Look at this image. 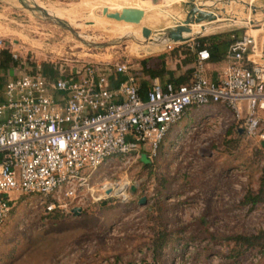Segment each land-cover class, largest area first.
Returning <instances> with one entry per match:
<instances>
[{"label": "rangeland", "instance_id": "374dc122", "mask_svg": "<svg viewBox=\"0 0 264 264\" xmlns=\"http://www.w3.org/2000/svg\"><path fill=\"white\" fill-rule=\"evenodd\" d=\"M104 1L118 0H38L36 5L49 15L44 16L23 9L16 0H0L2 48L16 44L13 53L27 71L32 65L51 64L65 74L78 72L86 63L98 67L120 62L134 71L145 58L162 56L168 67L176 64L171 51L185 43L166 48L162 34L173 29L174 19L190 18L193 8L210 14L197 13L191 16L197 21L180 24L189 33L205 28L188 37L192 43L199 37L238 36L247 28H264V0H182L174 5L143 0L154 7L156 26L147 25L154 16L146 13L137 25L107 19L105 15L117 10L103 13ZM25 3L34 8L32 0ZM234 17L247 23L227 24ZM53 18L63 25L54 24ZM140 27L152 31L149 42L141 38ZM213 119L205 118L204 134L181 141L164 165L158 164V153L146 162L142 152L127 163L113 157L92 170V192L79 190L73 202L80 208L78 215L47 214V197L10 192L9 212L0 225V264H154L149 248L156 214L162 215L171 234L158 264H216V259L231 263L235 245L227 237L264 232V203L240 205L245 192L258 186L264 148L257 139L237 136L227 118ZM116 182L109 189L120 196L128 183L124 199L94 200L102 184ZM140 198L144 204H138Z\"/></svg>", "mask_w": 264, "mask_h": 264}, {"label": "built area", "instance_id": "2783aa9c", "mask_svg": "<svg viewBox=\"0 0 264 264\" xmlns=\"http://www.w3.org/2000/svg\"><path fill=\"white\" fill-rule=\"evenodd\" d=\"M255 30L230 36L216 80L203 76L209 56L202 48L195 52L188 83L153 79L144 99L126 62L109 64L110 75L108 64L86 63L50 81L30 74L11 52L15 77L5 83L0 102V225L10 192L47 197L46 213H70L79 190L92 192V170L113 157L127 163L139 149L153 160L169 127L192 107L221 104L245 138L263 139L264 53L251 34ZM174 44L180 43L164 47ZM116 184H102L94 200L124 199L128 183L123 196L110 192L109 185Z\"/></svg>", "mask_w": 264, "mask_h": 264}, {"label": "trees", "instance_id": "16d2710c", "mask_svg": "<svg viewBox=\"0 0 264 264\" xmlns=\"http://www.w3.org/2000/svg\"><path fill=\"white\" fill-rule=\"evenodd\" d=\"M230 35L217 34L206 37H199L194 39L196 47L193 51L199 49H206L209 56V61L216 62L220 59V50L226 48L230 41ZM182 50V51H181ZM174 55L176 64L173 66L174 70H170L165 62V58L157 56L155 58H145L137 61V69L129 73L136 79L137 91L140 98L144 99L146 90L148 89L149 82L157 79L160 83H171L173 86L188 83L191 76V67L189 66L194 61L193 55L188 46L180 45L171 51ZM16 65V62L11 59L9 50L7 48L0 50V90L4 87L7 80H5L6 72ZM183 71H182V70ZM177 76H174L176 71H179ZM30 74L39 73L46 80L54 81L62 77L55 68V66L41 65L38 68L35 65L29 68ZM64 77V76H63ZM2 98L0 95V102ZM263 148V147H262ZM156 159V158H155ZM264 203V165L262 167L258 188L255 191H247L242 196L240 205H249L253 207L257 204ZM57 211V210H55ZM48 212L47 214L54 213ZM159 213V210L157 211ZM161 214H156L155 219H151L153 226L151 228L150 252L152 263L158 264L162 258V252L166 247L171 234L165 230V225L162 223ZM174 239V238H173ZM211 240L214 239L211 237ZM225 240V239H224ZM226 240L232 241L235 245L231 254L234 256H241L246 250L256 249L261 255L264 256V232L257 231L248 235H235L227 237Z\"/></svg>", "mask_w": 264, "mask_h": 264}, {"label": "crops", "instance_id": "0c3cea01", "mask_svg": "<svg viewBox=\"0 0 264 264\" xmlns=\"http://www.w3.org/2000/svg\"><path fill=\"white\" fill-rule=\"evenodd\" d=\"M17 3L20 5V7H22L23 9H26L28 11H33L30 10V6L26 7L28 4H26V0H23L24 5H22L18 0H16ZM33 4L36 8L40 9V14L42 15H48V13L45 12V10L43 8H41L40 6L36 5L38 0H32ZM165 3H169L170 5H174L176 3H179L182 0H162ZM105 2V1H104ZM114 3H110V2H105L106 4L102 3L101 5H103V9H115L117 10V12H119L121 9L123 8H135L138 10H141L144 14H150V16H154L153 19V23L152 22H148L147 25H152V26H156L158 23V21L156 22V20H159V17L157 18L156 15H154V13L152 12V9L154 7H152L150 5V3L148 1H143V0H118V1H113ZM200 10V9H199ZM199 12V11H197ZM190 13V19L191 20H195L192 19L191 16L196 15V13ZM200 12H202L203 14H207L208 12L205 10H200ZM210 14V13H208ZM49 16V15H48ZM187 21V19L185 20H175L173 21L174 26H180V24H182L183 22ZM173 26V27H174ZM154 29H156V27H154ZM4 31V27L3 25L0 23V37H3L1 35H4L3 32ZM242 33V31H240L238 34V36ZM254 36H257L260 40V47L262 49V52L264 53V28H258L256 29L254 32L251 33ZM231 36V35H230ZM230 39V38H229ZM14 42V40H12ZM13 45V44H11ZM186 46H188L190 48V52L193 55V59L194 61L192 62V64H190L189 66L192 68L193 63L195 62V52L193 51L194 48V43L191 42V40L187 41L185 43ZM16 44L13 45V48L10 47L9 53L14 52V49L16 48ZM224 53H225V47L222 48L220 50V59L216 62H211L209 61V59L205 62L202 63L203 66V76L205 77V79L207 81H213L216 80L217 78H219L221 76L223 67H224ZM174 63H176V60H173ZM170 70H174L173 67H168ZM182 70V69H181ZM192 70V69H191ZM183 71V70H182ZM179 71H176L174 73V76H177L179 74ZM192 73V71H191ZM109 75L112 73H108ZM108 75V76H109ZM6 76H7V81L14 79L15 77V71L14 68L11 67L7 72H6ZM6 81V82H7ZM3 92V91H2ZM1 98L3 100V96L1 94ZM1 100V101H2ZM228 115V117H226ZM213 116H217L218 118H227V120H229L231 122L232 128L234 130V133L237 136H244L241 133H239V129H236L235 124L232 120L231 114L230 112L221 104H213V105H207V106H200V107H192L190 109H188L187 111H185L181 118L175 122L174 124H172L169 129L167 130L162 142L159 145L158 151H157V157L159 158V163L161 165H164L165 162H167V160L170 158V153L172 150H174V148H179L181 141H183L185 138L190 137L193 133L197 134L200 136V134H204V131L202 132V130H204L205 126H208L207 124H204V119L205 118H209V120L212 122ZM257 139L256 141L260 142V146L264 148V138L263 139H258V138H254ZM144 152V150L139 149L138 150V158L139 155ZM140 153V154H139ZM145 155V153H144ZM156 157V156H155ZM146 159V158H145ZM154 160V159H153ZM139 161V159H138ZM147 162V160H146ZM164 162V163H163ZM163 163V164H162ZM145 164V163H143ZM260 174V173H259ZM257 187L253 186V190L257 189ZM214 206V205H213ZM248 206V205H247ZM250 207V206H248ZM178 238V237H177ZM176 238V239H177ZM213 251H215V249H217V251H220V247L217 246H213L212 247ZM151 253V252H150ZM151 257V255H150ZM229 259L232 260L231 263L229 264H264V256L261 255L256 249H249L246 250L244 252V258H242L241 256L237 257L234 255H230ZM216 264H222L220 259H216Z\"/></svg>", "mask_w": 264, "mask_h": 264}, {"label": "water", "instance_id": "95a60500", "mask_svg": "<svg viewBox=\"0 0 264 264\" xmlns=\"http://www.w3.org/2000/svg\"><path fill=\"white\" fill-rule=\"evenodd\" d=\"M22 5H24L23 3V0H18ZM30 10H33V11H38L40 12V9L36 8L34 6V8H30ZM105 10L103 9V13ZM199 11V12H197ZM201 13L202 16H204L205 14H203L202 12H200V10L198 8H193L192 12L191 13ZM196 13V14H197ZM44 16H48V15H44ZM208 16V15H206ZM205 16V17H206ZM105 17L107 19H110V20H113V21H116V22H122V23H126V24H133V25H137L141 22V20L143 19L144 17V14L141 10H138V9H135V8H123L121 9L119 12H111L110 14L108 15H105ZM200 19V18H198ZM52 20V22H54V24H57L59 26H62L63 23H61L57 18H53V19H50ZM187 21H190V18H187ZM194 21H197V20H194ZM185 23V22H183ZM189 30L184 27V26H177L175 25L173 27V29H170V30H167L166 32H164V34H162V30H160L159 32H161L162 34V39L164 41V45L167 44L168 42H171V43H186L187 40H189L188 38H183L181 36L182 33H187ZM151 30L146 28V27H140V36L143 40H145L146 42H149L151 39H150V34H151ZM241 130H239V133ZM133 191V188H130V192ZM109 192V190H105V193L107 194ZM138 204H144V199L143 198H140L138 200ZM71 213L73 215H78L80 213V208H72L71 209Z\"/></svg>", "mask_w": 264, "mask_h": 264}, {"label": "bare ground", "instance_id": "6f19581e", "mask_svg": "<svg viewBox=\"0 0 264 264\" xmlns=\"http://www.w3.org/2000/svg\"><path fill=\"white\" fill-rule=\"evenodd\" d=\"M92 21L95 22V20H92ZM226 21H227V24H229V25H234V24H238V23H247V22H245V21L243 22L242 20L238 19V17L229 18V19H227ZM96 22H97V20H96ZM98 22H99V21H98ZM206 26H207V25H206ZM120 30H121V29H120ZM204 30H205V28H204V29H200V30H196V31H199V32H195V33H189V32H187V33H182L181 36H182L183 38H188V37L191 36L192 34L203 33ZM120 32H122V31H120ZM188 39H189V38H188Z\"/></svg>", "mask_w": 264, "mask_h": 264}]
</instances>
